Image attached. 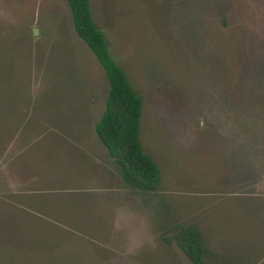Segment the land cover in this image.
Masks as SVG:
<instances>
[{"label":"rangeland","instance_id":"1","mask_svg":"<svg viewBox=\"0 0 264 264\" xmlns=\"http://www.w3.org/2000/svg\"><path fill=\"white\" fill-rule=\"evenodd\" d=\"M90 4L168 208L95 134L109 85L67 0H0V264H192L162 238L173 222L264 264V0Z\"/></svg>","mask_w":264,"mask_h":264},{"label":"trees","instance_id":"2","mask_svg":"<svg viewBox=\"0 0 264 264\" xmlns=\"http://www.w3.org/2000/svg\"><path fill=\"white\" fill-rule=\"evenodd\" d=\"M76 34L85 42L101 65L108 81L104 110L94 131L120 170L124 182L139 196L156 195L161 174L157 162L147 153L140 139L142 99L130 83L126 72L111 54L104 31L92 14L90 0H67ZM159 204L168 208L160 199ZM172 231L163 229L162 238L174 242L192 264H216L228 259L213 252L194 222H173Z\"/></svg>","mask_w":264,"mask_h":264}]
</instances>
